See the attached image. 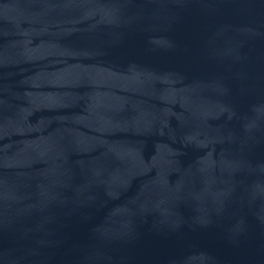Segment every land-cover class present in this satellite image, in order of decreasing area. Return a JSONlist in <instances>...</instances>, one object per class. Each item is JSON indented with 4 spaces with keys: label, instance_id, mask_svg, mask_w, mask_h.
<instances>
[{
    "label": "water",
    "instance_id": "1",
    "mask_svg": "<svg viewBox=\"0 0 264 264\" xmlns=\"http://www.w3.org/2000/svg\"><path fill=\"white\" fill-rule=\"evenodd\" d=\"M0 264H264V0H0Z\"/></svg>",
    "mask_w": 264,
    "mask_h": 264
}]
</instances>
